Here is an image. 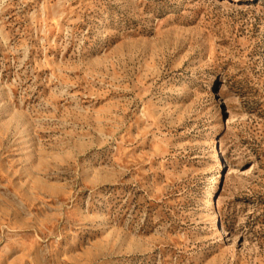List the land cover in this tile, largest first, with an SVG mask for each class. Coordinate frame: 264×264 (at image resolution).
I'll return each mask as SVG.
<instances>
[{
  "label": "rangeland",
  "instance_id": "rangeland-1",
  "mask_svg": "<svg viewBox=\"0 0 264 264\" xmlns=\"http://www.w3.org/2000/svg\"><path fill=\"white\" fill-rule=\"evenodd\" d=\"M0 264H264V0H0Z\"/></svg>",
  "mask_w": 264,
  "mask_h": 264
},
{
  "label": "bare ground",
  "instance_id": "bare-ground-1",
  "mask_svg": "<svg viewBox=\"0 0 264 264\" xmlns=\"http://www.w3.org/2000/svg\"><path fill=\"white\" fill-rule=\"evenodd\" d=\"M211 195H212V193H210V196H209V198L207 199L208 201L210 200V198H211ZM211 204H212V202H211Z\"/></svg>",
  "mask_w": 264,
  "mask_h": 264
}]
</instances>
